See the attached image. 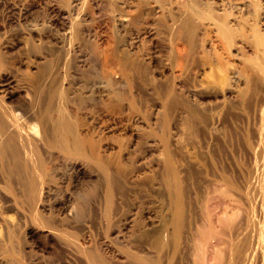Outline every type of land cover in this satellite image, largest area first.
<instances>
[{"label":"bare ground","instance_id":"obj_1","mask_svg":"<svg viewBox=\"0 0 264 264\" xmlns=\"http://www.w3.org/2000/svg\"><path fill=\"white\" fill-rule=\"evenodd\" d=\"M60 1L64 0H0V11L9 9L20 27L19 17L40 4L63 17L67 8ZM91 1L97 7L102 2ZM203 1L196 4L204 5L206 14L189 7L171 19L164 52L172 69L176 70L178 61L184 63L186 75L191 66L200 70L208 66L207 86L216 89L221 100L216 105H189L195 98L192 91L181 93L182 102L170 85L162 89L155 80H151L153 93L160 99L154 105L140 107L131 97H113V109L124 112L126 108L129 119L113 129L111 158L92 133H84L73 122L77 114L70 109L66 76L52 75L50 50L33 75L25 66L31 87H24L21 96L10 72L0 76V180L9 187L3 200L10 206L26 204L37 215L39 195L49 192L53 182L54 162L82 176L91 165L98 167L97 200L78 207L75 216L95 217L103 234L112 226L111 242L104 236L96 245L86 240L95 245L91 260L99 264H264V3L246 0L241 10L250 9L243 16L228 13L223 0ZM83 2L70 0L68 5L74 8ZM117 2L118 6L113 0V5L120 10L141 8L130 0ZM155 13L167 16L162 7ZM195 19L208 21L204 25ZM54 21L50 18L48 23ZM120 22L124 27L132 18L122 15ZM67 29L60 51L67 56L76 52L70 48L78 44L67 43L66 36H83L88 42L86 37L96 34L85 27L71 30V22ZM215 35L222 49L231 53L229 58H238L239 66L230 68L215 55L211 43ZM178 40L184 43L181 48ZM111 48L105 47L101 55L115 58L113 83L124 82L130 90L134 75L147 79L150 66ZM104 76L101 87L109 94L111 82ZM234 81H243L245 87L230 102L226 88ZM16 94L19 100L8 105L7 100Z\"/></svg>","mask_w":264,"mask_h":264},{"label":"rangeland","instance_id":"obj_2","mask_svg":"<svg viewBox=\"0 0 264 264\" xmlns=\"http://www.w3.org/2000/svg\"><path fill=\"white\" fill-rule=\"evenodd\" d=\"M130 1L136 5L140 4L141 8L135 10L122 7L120 10L113 5V0H102L99 7L91 0H84L81 5L72 8L68 5L70 0H64L60 1V4H65L63 6L67 8L69 15L66 12L63 17L47 12L48 10L40 4L26 17H19L20 27L15 23L17 16H11L8 13L9 9L0 11V76L10 72L17 81L15 91L21 96L24 87H31L25 79L27 71L25 66L29 65L28 71L33 75V72L37 71V65L47 61V59L43 61V57H46V52L50 50L53 53L52 75L66 76L70 109L77 114L76 117L73 115V122L81 125L84 133H92L96 144L110 158L114 146L113 129L117 124L121 125L129 119L125 113L126 108H123L124 112L113 109L114 103H111L114 101L113 97L118 95L121 100L131 97L134 104L140 107L154 105L160 99L153 93L154 86L151 80H155L154 83L162 89L170 85L182 102L181 93L187 94L192 91L195 98L189 105H216L221 100L215 93L216 89L210 90L207 86L211 80L208 66L201 70L199 66H191L186 75L184 63L180 60L176 70L172 69L169 62H166L167 56L164 52L165 45L168 44L164 37L171 36L166 28L172 24L171 19L185 13L189 7L202 14L207 13V8L196 4L197 0ZM204 1L207 3L206 0ZM214 1L220 3V0ZM223 2L226 11L234 15L244 16L250 9L248 7L246 10H241L246 0H223ZM259 2L262 4L264 0ZM115 5L118 6L117 0ZM157 7L164 9L168 21L166 17L155 13ZM256 7L261 8L262 5ZM122 15L131 17L132 22L122 27L120 22ZM50 18L55 21L48 23ZM195 20L204 25L208 21ZM64 21L66 24L63 23ZM70 22L71 30L85 27L90 29V32L95 31L96 34L95 37H86L85 40L88 39V42L84 41L83 36L78 35L71 39L66 36L67 43L78 44L70 48L76 52L67 56L60 51L65 44L62 43L63 33L69 31L67 27ZM19 28L21 31L16 30ZM149 30L155 34L148 36L146 33ZM203 31L205 29L199 34L200 40L203 38ZM216 36L211 42L215 47V55L224 59L230 68L239 66L238 58H229L231 53L222 49ZM206 39L209 42L210 37ZM129 41H131L130 46L127 45ZM183 44V41L178 40L177 47L181 48ZM244 45V49L250 53L248 45ZM112 46L119 53L138 57L144 66H150V72L146 69L150 74H146L147 79L134 75L130 90L124 82L113 83L111 80L117 75L115 58L112 55L106 58L101 55L105 47L112 50ZM197 54L202 53L197 51ZM183 70L184 72L179 74ZM171 73L177 76H172ZM104 74V77L111 82L109 94L101 87L100 81L103 80ZM33 81L32 79V86ZM244 87L243 81L232 82L226 88L227 100L232 102L239 90H243ZM203 91H208V95L201 96ZM19 96L7 100V104H15ZM122 107L125 106L122 104ZM46 162L48 170L50 163L47 160ZM51 167L53 172L50 175L53 177V182L49 186V192L43 191L39 195V199L42 200L37 204V215L34 212L30 213L28 211L30 206L26 204L10 206L6 203L3 198H8L6 193L9 187L0 180V191L3 192V197H0V264H99L98 260H91L92 254L96 251L97 239L99 236H104L107 241H112V226L103 234L95 217L85 216L82 219V215L78 218L75 216L78 207L83 208V204L86 205L93 199V203L97 200L98 175L101 173L98 167L91 165L87 174L83 176L72 168L63 167L60 161L54 162ZM60 201L64 204H59ZM95 213L98 215L96 211ZM110 216L109 214V218ZM87 238L92 239L95 245H88Z\"/></svg>","mask_w":264,"mask_h":264}]
</instances>
